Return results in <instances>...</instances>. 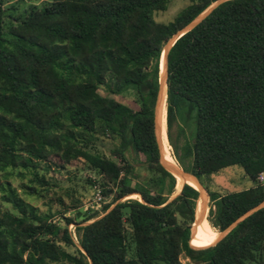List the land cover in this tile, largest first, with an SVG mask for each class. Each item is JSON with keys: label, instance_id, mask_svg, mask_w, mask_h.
<instances>
[{"label": "trees", "instance_id": "trees-1", "mask_svg": "<svg viewBox=\"0 0 264 264\" xmlns=\"http://www.w3.org/2000/svg\"><path fill=\"white\" fill-rule=\"evenodd\" d=\"M213 1L190 0L162 23L153 13L167 0H49L15 17L0 0V199L10 205L0 203V264H264V206L193 248L198 191L183 183L170 198L176 178L159 162L162 46ZM167 60L176 163L200 182L239 165L251 183L208 190L206 219L221 231L264 201V0L221 2ZM126 94L131 102L115 97ZM78 160L102 195L84 213L83 192L50 174Z\"/></svg>", "mask_w": 264, "mask_h": 264}, {"label": "rangeland", "instance_id": "rangeland-1", "mask_svg": "<svg viewBox=\"0 0 264 264\" xmlns=\"http://www.w3.org/2000/svg\"><path fill=\"white\" fill-rule=\"evenodd\" d=\"M49 0H6L4 3L5 8V15L11 14L12 17L22 15L26 8H28L30 5H41L43 3L48 2ZM190 0H167V6L162 11H156L153 13V18L156 21L162 22V23H168L171 21L174 16H176L187 4H189ZM6 18V17H5ZM6 20H11V18H6ZM130 89V88H129ZM100 92L103 94L104 90L100 89ZM125 93V92H124ZM116 98L122 99L125 102H131V95H124L123 97L120 95H115ZM104 146L102 147V150H104L106 153H108L109 147H111V144L109 142H104ZM170 149V146H169ZM171 152V150H170ZM131 159V158H130ZM132 160V159H131ZM137 166L136 170H138L141 174H144V170L142 167L138 166L137 163H135ZM56 180H59L60 185L62 187L65 186H73L75 189L80 190L84 194V206L80 208V211L82 213L86 212L85 208H90L91 205L95 206V202L93 201V190L90 188V186L85 183L83 180H85L87 177H91L92 174L86 169H83L82 162L80 160L74 161L70 166L67 167L66 170H61L59 173H50ZM264 176V175H263ZM176 178V177H175ZM71 179V180H70ZM201 183L203 184L204 188L206 189L207 193L209 191H218L220 193H224L227 191H237L241 190L243 188L248 187L251 183L248 180V178L244 175L243 169L239 165H230L226 166L222 169H220L217 172H214L207 176H201L200 178ZM264 183V178L260 180ZM179 181L176 178V185L175 191L170 196L172 198L174 195L177 194L179 189L181 188V185L184 183V181ZM18 182H16L17 184ZM83 186L86 188L83 190ZM131 198H135L132 196H129ZM128 198V197H127ZM207 200L209 201V195L207 197ZM105 202L110 201V197L104 199ZM207 201V204H208ZM33 203H35L37 206L40 207L41 210H44L46 206L43 204V201L40 199H33ZM0 203L2 207H8L10 208V205L6 202H2L0 199ZM112 206V205H111ZM55 204L53 203V208H55ZM75 211L68 212V215H72ZM208 212V209H207ZM102 215V212H99V216ZM207 216V214H206ZM88 222V221H87ZM69 229L73 231V225L69 226ZM218 234L220 231L215 230ZM191 244V243H190ZM192 245V244H191ZM193 246V245H192ZM183 262H187V259L183 256L181 257Z\"/></svg>", "mask_w": 264, "mask_h": 264}, {"label": "water", "instance_id": "water-1", "mask_svg": "<svg viewBox=\"0 0 264 264\" xmlns=\"http://www.w3.org/2000/svg\"><path fill=\"white\" fill-rule=\"evenodd\" d=\"M225 0H215L213 1L207 8H205L201 13H199L196 17H194L192 20H190L188 23H186L184 26L176 30L174 33H172L168 39L165 41V43L162 46V51L160 57L162 58V64H161V58L159 59V74H158V91H157V96L154 104V110H153V128H154V135L155 139L158 145V150H159V162L160 164L166 169L168 172H170L174 177L179 176L184 180V183L192 185L197 191H198V198L196 201L195 205V211H194V219L193 222L190 226V238H189V244L190 240L193 237L195 233V229L197 226L200 225V223L203 222V220L206 218L207 214V209H208V204H207V197L208 193L204 186L201 184L199 179L191 172H188L181 168L177 163H168L167 161L164 160L163 155H162V150H161V98L163 95V91L165 92L166 96V77H167V55L169 52L170 47L173 45L175 40L181 36L183 33L194 27L197 23H199L204 17H206L209 12L214 9L217 5H219L221 2ZM166 99V97H165ZM191 183H189V182ZM182 186V185H181ZM180 191V189H179ZM177 192V194L179 193ZM139 196V195H138ZM141 200V198L139 197ZM264 206V201L260 202L258 205L254 206L253 208L249 209L246 211L243 215L238 217L236 220H234L231 224H229L226 228L221 230L215 241L210 244L213 245L217 241H219L222 237H224L228 231L236 224L238 223L241 219H243L246 215L250 214L251 212L255 211L256 209ZM191 247H193L190 244ZM209 246V245H207ZM206 247V246H203ZM197 248V247H193ZM202 248V247H198Z\"/></svg>", "mask_w": 264, "mask_h": 264}, {"label": "bare ground", "instance_id": "bare-ground-1", "mask_svg": "<svg viewBox=\"0 0 264 264\" xmlns=\"http://www.w3.org/2000/svg\"><path fill=\"white\" fill-rule=\"evenodd\" d=\"M162 57V56H161ZM160 57V58H161ZM161 64H162V58H161ZM165 92L163 91V95L161 98V150H162V155L165 161L168 163H173L176 164L175 159L173 158L170 149H169V144L167 142V137H166V106H165ZM177 180L179 181H184L181 177L176 176ZM189 182V181H188ZM191 183V182H189ZM192 184V183H191ZM190 185V184H189ZM178 184L176 185V187ZM132 197H138V195H130ZM217 233L215 229L209 224L208 220L205 218L202 223H200L199 226L195 229V233L193 237L190 240V243L193 246H207L212 244L216 237Z\"/></svg>", "mask_w": 264, "mask_h": 264}, {"label": "built area", "instance_id": "built-area-1", "mask_svg": "<svg viewBox=\"0 0 264 264\" xmlns=\"http://www.w3.org/2000/svg\"><path fill=\"white\" fill-rule=\"evenodd\" d=\"M263 175H264V173H260L258 179L259 180H262L264 178ZM101 199H102L101 192H100L99 189H97L96 192H95V194H94V196H93V201L95 203H98V202H100ZM73 236H74V234H73Z\"/></svg>", "mask_w": 264, "mask_h": 264}]
</instances>
